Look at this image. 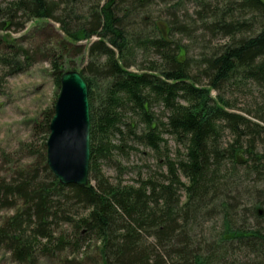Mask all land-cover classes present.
I'll list each match as a JSON object with an SVG mask.
<instances>
[{
    "label": "trees",
    "instance_id": "trees-1",
    "mask_svg": "<svg viewBox=\"0 0 264 264\" xmlns=\"http://www.w3.org/2000/svg\"><path fill=\"white\" fill-rule=\"evenodd\" d=\"M151 1L99 0L74 29L67 21L74 0L0 4L1 32H19L32 20L59 25L60 53L50 56L57 88L64 64L83 53L82 42L89 59L79 72L90 110L88 186H61L46 165L47 180L31 167L0 183V207L15 210L0 224V248L17 264H33L41 242L43 256L70 248L77 256L90 240L98 244L94 256L65 264H240L239 252L264 264V1L176 0L177 7L194 2L190 24L224 40L198 59L157 24L144 17L135 23ZM183 26L174 28L185 34ZM248 89L259 102L239 108L232 96ZM51 119L45 117L47 132ZM164 133L184 154L176 161L165 156L163 180L123 186L101 172L100 162L136 146L159 154ZM214 217L218 225L203 233ZM59 222L74 240L54 237Z\"/></svg>",
    "mask_w": 264,
    "mask_h": 264
},
{
    "label": "rangeland",
    "instance_id": "rangeland-1",
    "mask_svg": "<svg viewBox=\"0 0 264 264\" xmlns=\"http://www.w3.org/2000/svg\"><path fill=\"white\" fill-rule=\"evenodd\" d=\"M74 1L73 11L68 16L70 20H67L71 29L79 27L88 20L89 8L96 6L99 0ZM106 1L100 0V5ZM10 2L11 0H0L3 7ZM176 3V0L174 2L152 0L150 6L144 9V13L138 16L135 23H139L141 17H144L147 25L157 24L161 33L184 46L187 56L192 59H198L202 54L211 52L214 47L224 42L220 36L211 37L198 29L196 25L190 24L195 18L194 2H184L179 7ZM2 21L0 19V22ZM15 23L21 26L23 21L16 20ZM176 25H184L185 34H180L174 28ZM13 30L14 28H11L10 32L5 33L0 31V183L10 181L17 171L29 170L31 167H35L40 179L48 178L43 170V165H46V148L43 146H46L49 136V132L44 127L45 117L49 116L50 119L53 117L54 106L60 92L55 84L50 59L52 54L60 53L59 43L64 38L59 25L52 21L32 20L26 23L19 32ZM80 45L83 47V53L66 62L63 66L64 72L71 69L80 72L88 64L86 42ZM68 48L71 49V47ZM21 51H25L29 57H32L31 62H24ZM150 60L153 61L155 58L152 56ZM144 62L143 58H137L138 65L145 66ZM249 90L235 93L233 96L228 93L227 96H232L237 106L243 108L245 104L255 100L259 102L258 93L255 91L251 94L252 91ZM154 112L161 117L160 108H154ZM162 137L166 145L159 154L136 146L135 150L123 158L116 156L112 162H100L101 172L110 183L118 182L123 186L134 185L137 181L150 177L163 180L165 167L162 163L165 156L168 155L171 161H176L182 158L184 149L167 134L164 133ZM226 137L228 138L227 135ZM179 178L180 183L185 185L186 180L182 176ZM179 198L181 202L184 201L183 191L179 192ZM14 212L15 210L0 207V224L4 219L11 217ZM75 213L81 216L84 211L80 210ZM72 216L76 215L72 214ZM213 219L211 222H204L203 233H209L214 224L218 225V218ZM53 231L55 238L65 236L74 240L72 231L66 224L59 222L53 227ZM41 243L43 245V242ZM42 245L37 249L33 264H65L68 259L79 258L85 254L92 257L95 255L93 250L98 246L97 242L90 240L84 242L77 256L76 253H72L71 248L64 252H53L51 256H43L41 254ZM52 245L51 248L54 247ZM234 259L240 264H253L252 261H254L245 252H239ZM0 264L17 263L9 252L0 248Z\"/></svg>",
    "mask_w": 264,
    "mask_h": 264
},
{
    "label": "water",
    "instance_id": "water-1",
    "mask_svg": "<svg viewBox=\"0 0 264 264\" xmlns=\"http://www.w3.org/2000/svg\"><path fill=\"white\" fill-rule=\"evenodd\" d=\"M46 142V167L61 186H88L90 110L79 72L60 77V92Z\"/></svg>",
    "mask_w": 264,
    "mask_h": 264
}]
</instances>
